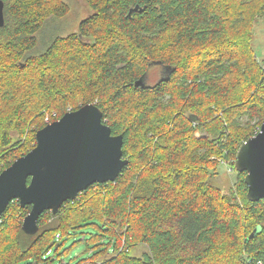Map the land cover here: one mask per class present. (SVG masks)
Here are the masks:
<instances>
[{"label": "trees", "instance_id": "1", "mask_svg": "<svg viewBox=\"0 0 264 264\" xmlns=\"http://www.w3.org/2000/svg\"><path fill=\"white\" fill-rule=\"evenodd\" d=\"M84 1L78 31L59 35L44 30L68 12L63 0H2L0 172L38 129L88 103L122 134L128 162L115 180L43 211L35 234L21 226L31 205L9 202L0 264H60L77 234L87 254L66 264L264 260V199L248 200L234 168L264 120V61L252 46L264 0ZM154 63L166 76L146 84ZM220 161L236 172L226 190L209 180Z\"/></svg>", "mask_w": 264, "mask_h": 264}, {"label": "water", "instance_id": "2", "mask_svg": "<svg viewBox=\"0 0 264 264\" xmlns=\"http://www.w3.org/2000/svg\"><path fill=\"white\" fill-rule=\"evenodd\" d=\"M3 23L0 0V26ZM134 84L144 85L143 78ZM102 117L101 110L88 103L38 129L35 146L0 172V217L13 199L31 205L21 226L26 234H35L43 211L56 212L88 186L115 180L128 162L122 155L123 136L112 135ZM234 168L245 173L248 200L264 199V120L258 132L239 144ZM259 230L255 227L249 238Z\"/></svg>", "mask_w": 264, "mask_h": 264}, {"label": "rangeland", "instance_id": "3", "mask_svg": "<svg viewBox=\"0 0 264 264\" xmlns=\"http://www.w3.org/2000/svg\"><path fill=\"white\" fill-rule=\"evenodd\" d=\"M63 1L69 6L68 12L63 16L50 18L44 31H49V33L51 32L59 35H67L69 33L77 32L81 20L91 12V8L84 0ZM252 46L258 59L264 61V18H258L254 23ZM165 74L164 68L159 64L154 63L148 67L144 81L146 84H153L159 78L166 76ZM230 168L231 170L229 171ZM235 177L236 172L232 169V166L229 163L220 161L215 167V173L210 176L209 180L213 185L221 188L222 190H226L232 185ZM84 230H86V228H84ZM89 231L91 230L89 229ZM81 238L82 235L77 234L73 238L66 241L64 247L60 249V252L65 249V251H63L59 256L63 262L72 263L75 258L85 256L87 254L83 251V241H78L81 240ZM55 264H57V262H55Z\"/></svg>", "mask_w": 264, "mask_h": 264}, {"label": "built area", "instance_id": "4", "mask_svg": "<svg viewBox=\"0 0 264 264\" xmlns=\"http://www.w3.org/2000/svg\"><path fill=\"white\" fill-rule=\"evenodd\" d=\"M231 170V168L229 169V171ZM60 264H66L65 262H62V263H60ZM247 264H264V260H262V259H257V260H249L248 262H247Z\"/></svg>", "mask_w": 264, "mask_h": 264}]
</instances>
